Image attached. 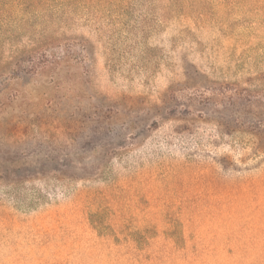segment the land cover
Wrapping results in <instances>:
<instances>
[{
    "label": "rangeland",
    "instance_id": "374dc122",
    "mask_svg": "<svg viewBox=\"0 0 264 264\" xmlns=\"http://www.w3.org/2000/svg\"><path fill=\"white\" fill-rule=\"evenodd\" d=\"M0 264H264V0L0 1Z\"/></svg>",
    "mask_w": 264,
    "mask_h": 264
},
{
    "label": "trees",
    "instance_id": "16d2710c",
    "mask_svg": "<svg viewBox=\"0 0 264 264\" xmlns=\"http://www.w3.org/2000/svg\"><path fill=\"white\" fill-rule=\"evenodd\" d=\"M0 1H2V0H0Z\"/></svg>",
    "mask_w": 264,
    "mask_h": 264
}]
</instances>
